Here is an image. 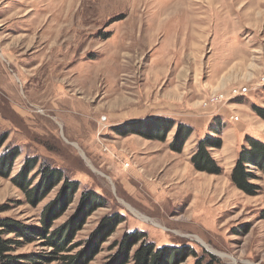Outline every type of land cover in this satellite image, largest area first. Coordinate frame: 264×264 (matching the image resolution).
<instances>
[{"label": "rangeland", "instance_id": "1", "mask_svg": "<svg viewBox=\"0 0 264 264\" xmlns=\"http://www.w3.org/2000/svg\"><path fill=\"white\" fill-rule=\"evenodd\" d=\"M172 93L181 110L213 111L208 125L150 116ZM221 93L225 101L203 105ZM154 118L176 122L164 140L121 134L127 123ZM179 123L193 129L181 152L170 148ZM215 128L222 147L209 150L218 174L192 162ZM248 136L264 141V0H0V158L19 151L8 176L0 167V219L33 230H4L19 241L11 251L18 264H47L26 263V255L53 249L37 230L45 210L67 197V179L78 189L50 231L80 215L84 193L102 198L67 254L81 252L105 219L124 218L88 264L111 263L134 230L158 247L213 254L217 264H264V171L252 170L256 194L231 180ZM33 159L29 189L41 170L62 173L38 203L13 180Z\"/></svg>", "mask_w": 264, "mask_h": 264}, {"label": "trees", "instance_id": "2", "mask_svg": "<svg viewBox=\"0 0 264 264\" xmlns=\"http://www.w3.org/2000/svg\"><path fill=\"white\" fill-rule=\"evenodd\" d=\"M128 124V125H127ZM121 127V134L128 135L137 133L150 139L164 140L167 133L174 128L176 122L171 119H149L147 121H135L127 123ZM139 125H146L145 129ZM139 126V127H138ZM147 129V130H146ZM220 129H212V134H207L198 142L196 152L192 156V162L196 169L207 171L210 173H221L222 168L212 156L209 148H221L223 139L219 136ZM193 129L186 124L179 123L170 148L174 151L181 152L187 139L192 135ZM216 136V137H215ZM247 145H243L239 151L235 166L231 173L232 182L248 194H256L258 186L252 182L256 178L253 168L264 171V141L248 136L246 138ZM2 144V143H0ZM19 155V151L12 153L11 156L0 158V167H5L4 175L8 176L12 171L13 161ZM38 164L37 159L29 162L28 166L20 175L13 180H20V186L32 197L33 202H40L49 191L62 179V173L59 170L46 168L41 170L43 178L32 189V179H28V175ZM78 182L67 179L66 191L67 197H61L53 205L48 207L42 215L43 226L37 230L39 236L46 239V244L52 246V250L48 254L30 253L26 255V263H51L57 264H88L94 256L99 252L101 245L107 240L110 234L115 230L116 226L124 219L117 214L114 217L107 218L92 234L91 239L87 242L86 247L75 255L67 254L73 247L72 240L76 233L81 230L85 223V219L92 212L102 205V198L95 191H89L82 196L78 217L66 223L63 227L54 231H50L51 224L54 219L60 216L72 202L73 194L78 189ZM5 228L16 231L22 236L32 235V229H26L20 226L17 221L11 218L0 219V264H18V256L11 253L14 249L13 244H18L15 239L4 237ZM119 250L109 264H180L189 255H194L196 260L194 264H217L219 261L213 254L206 252L199 255L190 247H177L171 245L156 246L152 241L148 240V235L144 231L134 230L124 233L120 241L117 243ZM139 244L137 249L132 253V247ZM20 264V263H19ZM23 264V263H21Z\"/></svg>", "mask_w": 264, "mask_h": 264}, {"label": "crops", "instance_id": "3", "mask_svg": "<svg viewBox=\"0 0 264 264\" xmlns=\"http://www.w3.org/2000/svg\"><path fill=\"white\" fill-rule=\"evenodd\" d=\"M222 76H223L222 78L224 79L229 78L233 76V73L230 74V73L224 72ZM165 97H167V99L170 102L166 105H161L160 108H156L154 111H152L153 115H150V116L163 115V116L174 117L175 119L177 120L180 119L183 122H186L188 125L190 124L193 127L207 126L208 123L210 122V119L213 117V113H214L213 111L205 110V112H202L201 109H198V111L197 110L192 111L191 109H185V110L179 109L175 103L174 104L172 103V102H177L175 100H178L179 98L176 93L165 95ZM190 103L193 104V106H196V104H198V101L193 100ZM222 115L224 116L223 112L221 113V116ZM151 142L154 143L155 140H152Z\"/></svg>", "mask_w": 264, "mask_h": 264}, {"label": "built area", "instance_id": "4", "mask_svg": "<svg viewBox=\"0 0 264 264\" xmlns=\"http://www.w3.org/2000/svg\"><path fill=\"white\" fill-rule=\"evenodd\" d=\"M237 94H240V91L238 89L233 90V96H237ZM227 96L225 94H212L210 95L206 100L203 101V105L205 107L210 106L212 104H218L225 101ZM234 118V116H232ZM238 119V117H236Z\"/></svg>", "mask_w": 264, "mask_h": 264}, {"label": "bare ground", "instance_id": "5", "mask_svg": "<svg viewBox=\"0 0 264 264\" xmlns=\"http://www.w3.org/2000/svg\"><path fill=\"white\" fill-rule=\"evenodd\" d=\"M164 22V21H163ZM132 33V32H131ZM134 33V32H133ZM132 33V34H133ZM138 43V41H137ZM76 147L80 148L78 144H75ZM92 165V164H91ZM132 210H134L132 207H130ZM144 217V216H143ZM147 218V217H146ZM198 240H200L202 243L204 242L200 237H198ZM223 257H227L225 254H222Z\"/></svg>", "mask_w": 264, "mask_h": 264}]
</instances>
